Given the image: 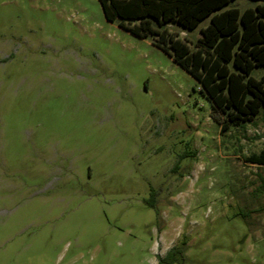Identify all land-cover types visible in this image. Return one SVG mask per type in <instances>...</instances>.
<instances>
[{"label":"rangeland","instance_id":"rangeland-1","mask_svg":"<svg viewBox=\"0 0 264 264\" xmlns=\"http://www.w3.org/2000/svg\"><path fill=\"white\" fill-rule=\"evenodd\" d=\"M263 117L223 132L99 0H0V264H264Z\"/></svg>","mask_w":264,"mask_h":264},{"label":"trees","instance_id":"trees-1","mask_svg":"<svg viewBox=\"0 0 264 264\" xmlns=\"http://www.w3.org/2000/svg\"><path fill=\"white\" fill-rule=\"evenodd\" d=\"M99 2L109 22L136 37L151 39L197 81L223 132L253 121L264 109V76L257 79L253 75L264 66V4L241 9L238 0ZM207 20L196 42L169 30L173 23L193 31ZM248 161L264 166V142ZM174 252L172 249L160 264L173 260Z\"/></svg>","mask_w":264,"mask_h":264}]
</instances>
